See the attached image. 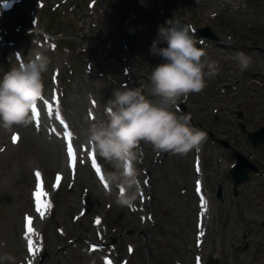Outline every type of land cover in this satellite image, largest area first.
<instances>
[{"label": "rangeland", "instance_id": "374dc122", "mask_svg": "<svg viewBox=\"0 0 264 264\" xmlns=\"http://www.w3.org/2000/svg\"><path fill=\"white\" fill-rule=\"evenodd\" d=\"M172 18L191 25L203 40L197 47L221 67L203 91L177 101V114L212 136L187 155L142 142L139 196L120 207L118 190L106 195L101 177L112 168L88 144L87 129L106 119L120 84L151 98L150 75L162 60L149 50ZM204 26L218 39L198 35ZM0 38V78L33 49L51 60L32 112L36 128L0 129V255L16 264H264V142L252 145L240 127L264 126V79L256 75L264 74V0H0ZM238 51L252 58L246 71ZM234 151L258 168L235 193Z\"/></svg>", "mask_w": 264, "mask_h": 264}, {"label": "clouds", "instance_id": "9594fccd", "mask_svg": "<svg viewBox=\"0 0 264 264\" xmlns=\"http://www.w3.org/2000/svg\"><path fill=\"white\" fill-rule=\"evenodd\" d=\"M191 25L167 19L158 26L150 54L161 58L150 75L153 98L142 87L120 84L105 105L106 119L95 120L87 129V142L112 171L103 177L106 195L115 193V203L132 208L140 193L136 163L141 143L150 144L156 152L187 155L199 151L207 133L191 125V116L177 114V101L203 91L208 80L221 71L219 62L207 58L197 44ZM193 33V34H190ZM234 59L241 71L252 65V58L238 51ZM51 60L44 50L33 49L27 60L16 62L0 78V129L13 133L19 126L32 123L34 106L44 89L43 74ZM175 109V110H174ZM16 264L11 254L0 255V264Z\"/></svg>", "mask_w": 264, "mask_h": 264}, {"label": "water", "instance_id": "95a60500", "mask_svg": "<svg viewBox=\"0 0 264 264\" xmlns=\"http://www.w3.org/2000/svg\"><path fill=\"white\" fill-rule=\"evenodd\" d=\"M197 33L200 36H204L213 40L218 39L217 36L211 32L209 26L198 28ZM240 127L241 130L247 135V138L252 145L256 146L264 142V126H261L253 132L246 131L243 124H240ZM205 132L207 133V135L212 136V133L210 131L206 130ZM219 144L221 147H229V144L223 140H219ZM232 157H234L236 161L229 170V174L233 180V190L235 193L237 186L240 183L248 181V172L253 171L256 173L258 171V168L239 152L234 151L232 153Z\"/></svg>", "mask_w": 264, "mask_h": 264}, {"label": "bare ground", "instance_id": "6f19581e", "mask_svg": "<svg viewBox=\"0 0 264 264\" xmlns=\"http://www.w3.org/2000/svg\"><path fill=\"white\" fill-rule=\"evenodd\" d=\"M224 49V48H223ZM258 72H259V74L258 73H256V75H261V76H263L261 79H260V82L264 79V74H262L259 70H258ZM44 93V92H43ZM43 96V95H42ZM48 96V95H47ZM53 98V97H52ZM152 98V97H151ZM57 100V99H56ZM41 101V100H40ZM46 103V102H45ZM53 103V102H52ZM52 105V104H51ZM53 108V107H52ZM54 112V111H53ZM52 113V112H51ZM55 113V112H54ZM38 118V117H37ZM36 118V119H37ZM36 119H35V117H34V115H32V124H30L29 126H30V128H33V129H35L36 128V126H35V122H36ZM45 119V118H44ZM53 119V118H52ZM51 119V120H52ZM70 121V120H69ZM75 121V120H74ZM34 122V123H33ZM72 122V121H71ZM42 123V122H41ZM51 123V122H50ZM54 124H55V122H54ZM74 124V123H73ZM78 124V123H77ZM29 128V129H30ZM54 129V128H53ZM28 130V129H27ZM52 131V130H51ZM75 135V134H74ZM43 136V135H42ZM75 137V136H74ZM78 137V136H77ZM81 137V136H80ZM83 137V136H82ZM63 138V137H62ZM79 138V137H78ZM72 139H73V137H72ZM80 140V139H79ZM82 140V139H81ZM59 141V140H58ZM61 141V140H60ZM63 141V140H62ZM59 144H60V142H59ZM57 145V144H56ZM59 146H61V145H59ZM66 146V145H65ZM56 148V147H55ZM54 148V149H55ZM57 148H59V147H57ZM48 150V149H47ZM57 152V151H56ZM54 153V152H53ZM52 154V153H51ZM89 157H90V155H89ZM64 160H66V159H63V161H62V157H61V155L60 154H58V156L55 158V161L57 162V166L58 167H60L61 168V170H62V172L64 171L65 172V170H67V166H66V164L64 163L63 164V162H64ZM40 191H42L43 192V189H39ZM43 194V193H42ZM41 201V200H40ZM40 203V202H39ZM44 206V205H43ZM202 206V205H201ZM37 213V212H36ZM100 224V223H99ZM31 226V225H30ZM95 228V227H94ZM93 230V229H92ZM94 234V233H93ZM90 236V235H89ZM34 239V238H33ZM34 249V250H33ZM32 250L33 251H35L36 253H37V251H36V249H37V246H34V248H33ZM41 251V250H40ZM34 252V253H35ZM33 253V254H34ZM37 257V256H36ZM34 260V259H33Z\"/></svg>", "mask_w": 264, "mask_h": 264}, {"label": "snow or ice", "instance_id": "6c2138e0", "mask_svg": "<svg viewBox=\"0 0 264 264\" xmlns=\"http://www.w3.org/2000/svg\"><path fill=\"white\" fill-rule=\"evenodd\" d=\"M15 139L16 138L14 137V142H15ZM67 151H68V155H69V157L71 159V165L74 167L75 166V159H76V157H75V153H74V150L72 148V145L70 143H69V145L67 147ZM93 166L94 167L96 166L95 163H94ZM97 170L99 171V169H97ZM36 176H37V179L39 181L41 174L38 171L36 172ZM101 179H103V177H101ZM105 186H107V185H105ZM38 187H39V185H38ZM41 195H42V191H40V190H38L35 193V198H36V200H37L38 203L40 202ZM97 223H99V220H97ZM28 224L31 225V218L28 219ZM28 231L29 232H32L33 229L31 227H29L28 228ZM29 248H30V251H31L32 250V244H31V242L29 243ZM36 251H39V249L37 248ZM108 264H111V262L109 261Z\"/></svg>", "mask_w": 264, "mask_h": 264}, {"label": "trees", "instance_id": "16d2710c", "mask_svg": "<svg viewBox=\"0 0 264 264\" xmlns=\"http://www.w3.org/2000/svg\"><path fill=\"white\" fill-rule=\"evenodd\" d=\"M66 39V38H65Z\"/></svg>", "mask_w": 264, "mask_h": 264}]
</instances>
